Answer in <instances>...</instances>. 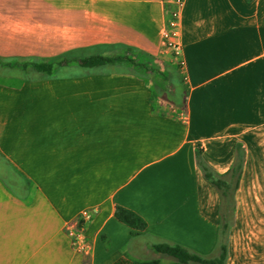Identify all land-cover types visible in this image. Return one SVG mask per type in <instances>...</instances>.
<instances>
[{
    "label": "crops",
    "instance_id": "obj_1",
    "mask_svg": "<svg viewBox=\"0 0 264 264\" xmlns=\"http://www.w3.org/2000/svg\"><path fill=\"white\" fill-rule=\"evenodd\" d=\"M174 7L0 0L3 60L129 53L152 69L24 80L0 65V264L177 263L157 244L216 258L221 199L198 161L222 176L237 146L225 264H264V0H183L172 29ZM83 212L80 250L66 226Z\"/></svg>",
    "mask_w": 264,
    "mask_h": 264
},
{
    "label": "trees",
    "instance_id": "obj_2",
    "mask_svg": "<svg viewBox=\"0 0 264 264\" xmlns=\"http://www.w3.org/2000/svg\"><path fill=\"white\" fill-rule=\"evenodd\" d=\"M122 64H127L132 67H141V69L147 67L144 63L138 62L135 58L131 57V54L129 53L127 55L113 57L92 55L78 60H72L63 56L59 61L20 57L8 60L0 58V65L4 68L6 75L24 80L88 75L96 73L104 68H123L124 66H121ZM243 161L244 152L240 146L236 147L235 160L232 167L222 176L216 175L205 164L198 161L203 176L215 187L221 199L219 210L221 220L218 256L213 259H203L178 245L170 244L155 245L153 249L157 253L175 258L177 260V263L175 264H189L193 262L199 264H225L227 256V230L234 219V193L238 187ZM114 216L118 221L125 223L138 231H143L146 228L144 220L135 213L122 207H116Z\"/></svg>",
    "mask_w": 264,
    "mask_h": 264
},
{
    "label": "built area",
    "instance_id": "obj_3",
    "mask_svg": "<svg viewBox=\"0 0 264 264\" xmlns=\"http://www.w3.org/2000/svg\"><path fill=\"white\" fill-rule=\"evenodd\" d=\"M172 2L174 3L175 7L172 10V14H171L170 28L175 29L177 27L178 16H179L180 9L182 7L183 0H172ZM174 35L175 34L173 32L166 31L164 33V36H163V38H164L163 46H164L166 51H169L175 57L180 58L181 54H182V47H181L180 43H178L174 39ZM178 64L180 66L183 65L181 59H179ZM89 219H90L89 213L83 212L79 215V217L77 219H75L72 223H70L66 226L67 234L71 237L73 246L75 248L80 249V250H84L85 246L82 242L81 232L79 230H77V227L80 224L81 220L85 221V220H89Z\"/></svg>",
    "mask_w": 264,
    "mask_h": 264
},
{
    "label": "rangeland",
    "instance_id": "obj_4",
    "mask_svg": "<svg viewBox=\"0 0 264 264\" xmlns=\"http://www.w3.org/2000/svg\"><path fill=\"white\" fill-rule=\"evenodd\" d=\"M165 49V48H164ZM121 66H124V67H129L131 70H139V71H141V70H143V71H146V70H148V71H151L152 69H151V66L150 67H145V69H141V67H132V66H129V65H127V64H122Z\"/></svg>",
    "mask_w": 264,
    "mask_h": 264
}]
</instances>
